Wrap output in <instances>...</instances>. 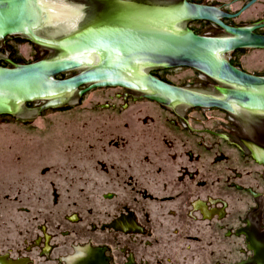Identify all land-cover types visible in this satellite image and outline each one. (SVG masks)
Here are the masks:
<instances>
[{"label": "water", "instance_id": "1", "mask_svg": "<svg viewBox=\"0 0 264 264\" xmlns=\"http://www.w3.org/2000/svg\"><path fill=\"white\" fill-rule=\"evenodd\" d=\"M101 1L0 0V264H237L219 157L169 125L179 109L150 102L209 109L182 5ZM189 117L214 131L210 111ZM185 144L219 177L199 195L223 202L222 219L204 203L207 220L174 212L188 201L160 203L182 186L156 183L154 158L174 161ZM130 212L145 235L102 230Z\"/></svg>", "mask_w": 264, "mask_h": 264}, {"label": "flooded vegetation", "instance_id": "2", "mask_svg": "<svg viewBox=\"0 0 264 264\" xmlns=\"http://www.w3.org/2000/svg\"><path fill=\"white\" fill-rule=\"evenodd\" d=\"M98 1H101V0H98ZM101 2H104L107 5L109 3V1H101ZM179 4L181 5L180 0H179ZM186 22H187L186 20L182 21V23H186ZM185 30L189 31L188 28H186ZM11 65L13 66V64H11ZM168 69H174V68H168ZM194 71H196V70H194ZM196 72H198V71H196ZM198 73L201 74L200 72H198ZM159 80H161V79H159ZM161 81H163V80H161ZM163 82H165V81H163ZM120 89H122V88H120ZM123 90H127V89H123ZM127 91L128 92H135L132 90H127ZM136 93H138V92H136ZM74 96L76 98V102L74 104H78V100L81 97L79 99H77L76 93ZM139 98L144 99L141 97V94H140ZM150 102L155 103L156 105H158L160 108H163V109H170V110L171 109H179L180 112L175 114V117H173L172 120H169V125L172 127H176L177 125H179L180 131L183 134V137H185L187 139H188V137L189 138H194V137L199 138L198 139L199 143L197 146L200 150L202 149V151L207 153V154L214 152L217 154V157H219L215 132L212 130L203 128V127L201 129H196L193 127V124H200V125L202 124L204 126L205 122H207V121H205L206 119L201 120V119L189 117V113H191V112H196V111L205 112L206 110L210 111L209 109L194 108V107H189V106L174 107L172 105H162V104H159V103L153 102V101H150ZM206 136L208 138H210L213 141V143H211L210 145L205 144L203 141H204ZM174 146L176 147V145H171V147H174ZM170 151H173V150H170ZM170 154L174 155V157H173L174 161H171L172 157H170V156H168V157L165 156V157H161V158L159 157L158 159L154 158V163L157 162L160 166H162V168L164 170V174L163 175H162V173L160 174V177H159L160 179L158 178L159 180L156 183H159L162 187L167 188L166 190H168V189L171 190V187L173 188V185H181L182 186V193L177 192L174 195H169V193L167 192L165 194H167L168 196L160 197V203L161 204L162 203L163 204H169L172 202L174 203L175 201H180V206H183L184 202L188 201L183 207H177L175 209V211L174 210L173 211L177 214L180 213L179 216H181V214L183 212V214H186V216H188V217H192V213L194 212V213H197L201 219L207 220V219H204V217L201 215V213L198 210H196V208H195V204L200 202V203H204L210 209H217V210L223 211L222 216L214 215L211 219H208V220H213L214 218L222 219L223 217H225V214H224L225 209H223L224 208L223 202H221L220 200H217V199H215V200L206 199L202 195H199V190L206 189L210 186L214 187L215 185L220 184L219 177L216 176V177H212L211 179L209 177H205L206 173H205L204 162H202L199 158L194 159L193 153L191 151H188V146H186V144L181 146L180 152L173 151ZM194 162H195V164H197L199 166H197V167L190 166V164L194 165L193 164ZM219 162H220V157L218 160H216V163H219ZM208 174H210V173H208ZM192 189H194L198 193L195 194ZM191 195L193 197L190 198ZM143 196H145V194H143ZM173 197H176V198H173ZM104 199L111 200V199H113V196L109 195V196L104 197ZM173 205L176 206V204H173ZM156 210L157 209L154 210L152 215L154 218L159 219L161 214H162V213L160 214L161 208L158 209L160 211H156ZM174 212L169 213L167 210L166 215L174 216V214H175ZM189 213L191 216L189 215ZM122 218L131 219L135 229H131L130 231L126 232V231L114 228L113 223L119 219H122ZM104 229H110L115 233L132 234V235H138V236H143L147 233L146 229L142 228L139 225L134 214L131 212L118 214V216H116L115 218L110 220L108 223H106L102 227V230H104ZM153 230L154 229L150 230V233L153 234ZM159 231L162 232L163 230L160 229ZM92 249L102 250V254L104 255V259L107 262V257L105 256V252H106L105 248H92ZM121 253H123V252L121 251ZM107 264H109V263L107 262ZM126 264H135V263L134 262H132V263L127 262Z\"/></svg>", "mask_w": 264, "mask_h": 264}, {"label": "clouds", "instance_id": "3", "mask_svg": "<svg viewBox=\"0 0 264 264\" xmlns=\"http://www.w3.org/2000/svg\"><path fill=\"white\" fill-rule=\"evenodd\" d=\"M80 7H81V11H80V13H79V20H83L84 15H85V13L83 12V8H84V6L81 5ZM84 255H86V253H81V256H84Z\"/></svg>", "mask_w": 264, "mask_h": 264}]
</instances>
